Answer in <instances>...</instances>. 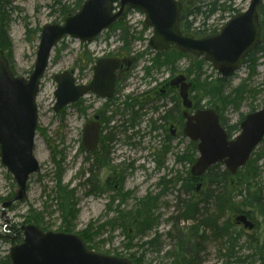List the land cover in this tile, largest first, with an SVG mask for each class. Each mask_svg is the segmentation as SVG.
<instances>
[{"label": "rangeland", "instance_id": "374dc122", "mask_svg": "<svg viewBox=\"0 0 264 264\" xmlns=\"http://www.w3.org/2000/svg\"><path fill=\"white\" fill-rule=\"evenodd\" d=\"M0 1L7 4L10 13L8 34L13 45V73L17 78L29 79L34 71L40 44V34L37 37V30L47 24L62 25L65 18L71 14L63 17L60 10L64 7L71 8L77 0ZM203 1L205 0H196L192 6ZM212 1L214 0H208ZM250 3L251 0L221 1L220 11L211 19L200 18L202 30L208 34L220 33L231 17L247 11ZM261 10H264V5L260 9L261 19L264 20ZM144 22L145 16L135 12H130L120 20L118 25L129 33L128 46L126 42L123 45L124 32L113 28L90 44H81L78 40L67 37L53 50L37 98L39 121L34 156L41 166V172L30 177L24 200L7 209H3V205L16 198L19 188L0 160V264H10L9 252L24 242L21 228L29 225L40 228L44 233H64L79 237L85 234L96 249L92 251L106 256L128 260L135 257L143 264H171V260L165 257L166 253L175 247L174 240L168 236L169 233L177 228L184 234L186 228L192 224L185 223L178 227L172 220L178 219V211L183 202L198 201L205 191L206 185L203 181L195 183L203 185L198 192L184 188L191 180V169L194 165L186 162L187 157L195 150L197 159L199 158L197 145L193 147L194 144L187 139L182 145L185 152L183 161L177 160L181 153L179 147L177 152L173 150L169 154L165 153L164 140L159 139L160 133L150 131V123L158 120L159 114L148 109L140 115L136 130L118 134L108 167L95 174L94 184L100 190L95 192L97 188L94 189L88 184L90 171L95 170L94 159H87L80 149L83 127L89 114H92L88 109L86 111L89 99L83 100L78 108L70 105L60 113L54 111L56 75L78 69L79 82L86 83L92 78L93 72H90V69L97 58L112 54L120 48L125 55L136 59L135 70L126 84L128 88L125 89L124 95L135 90H139V94L146 91L147 84L144 80L149 75L155 80L166 79L164 72L168 68V56L162 55L159 61L161 65L157 66V57L148 46L153 32L144 27ZM256 58L254 67L250 68L245 64L226 81L227 95L234 94L236 90L240 91L236 104L223 109L222 118L228 126H239L250 113L264 109V57L258 55ZM179 67L191 72L187 77L195 85L190 92L195 109L211 108L208 106L209 94L219 88L221 76L210 64L192 56L182 58ZM144 71L147 73L145 77ZM196 78L201 81L200 84L196 82ZM99 107L100 103L93 109L97 111ZM136 132L140 135L134 137ZM129 136L133 137L128 140ZM174 148L173 145L172 149ZM251 161L257 162L259 177L256 181L264 199V141L253 154ZM221 170H225V167L222 166ZM60 178L62 185L69 187L74 193L77 215L73 220L64 221L60 211L56 194ZM148 198L157 200V225L151 235L143 240L135 236L134 228L129 227L122 218ZM247 211L252 212L253 219L249 218L252 215H239L249 216V220L256 225L253 231L237 226L235 219L239 215L234 212L225 219L233 226V235H240V242L235 250L239 253L240 261L236 258L229 264H261L257 258L251 257L254 251L264 248V208ZM111 221L115 224L112 225ZM155 233L161 236L159 254L142 244ZM174 235L175 233H172V236ZM201 245L202 264L226 263H223L220 242L207 239Z\"/></svg>", "mask_w": 264, "mask_h": 264}, {"label": "water", "instance_id": "95a60500", "mask_svg": "<svg viewBox=\"0 0 264 264\" xmlns=\"http://www.w3.org/2000/svg\"><path fill=\"white\" fill-rule=\"evenodd\" d=\"M263 3L264 0H251L248 10L233 17L220 34L196 40L181 33L178 26L181 7L175 0H86L77 14L65 18L62 25L42 27L36 63L29 79L17 78L7 58L0 54V160L19 187L13 202L24 200L30 177L41 171L34 156L39 120L37 97L52 52L65 38L78 40L81 44L93 43L123 17L126 7L140 9L146 15L145 24L154 30L150 44L155 51L175 48L203 58L227 79L261 45L262 26L258 11ZM120 67L122 62L119 60L98 61L90 86L76 85L72 72L56 75L55 113H60L89 93L111 98L116 71ZM172 86L181 87L184 106L192 109L189 99L192 85L186 83V78L176 79ZM240 130L241 133L230 140L214 109L187 114L185 133L191 142L198 144L199 154L191 169L192 176L202 178L218 164L236 176L264 140V109L249 114L241 123ZM99 139L100 124L93 121L84 131L85 152H95ZM13 202L4 204L3 209L9 208ZM236 224L249 231L255 228L245 215L238 216ZM21 232L24 242L10 250V264H134L128 259L91 251L76 235L44 233L32 225L22 227Z\"/></svg>", "mask_w": 264, "mask_h": 264}, {"label": "trees", "instance_id": "16d2710c", "mask_svg": "<svg viewBox=\"0 0 264 264\" xmlns=\"http://www.w3.org/2000/svg\"><path fill=\"white\" fill-rule=\"evenodd\" d=\"M223 0H214L208 2L205 0L201 3L200 8L195 9L194 12H190L187 15V19L191 16H196L199 18H205L207 20L211 19L222 7L220 2ZM84 0H77L75 5L62 8L60 13L63 17L67 15H75L83 5ZM264 13V10H261ZM8 11L7 4L0 1V53L9 60L11 68L13 64V45L8 34ZM264 29V20H261ZM116 26V25H115ZM115 29H121L124 32L123 40L126 45H129V33L124 27L117 25ZM189 29V28H188ZM41 33V29L37 30V37ZM176 57H185L186 54L175 51ZM260 54L264 57V32L263 41L260 45L255 56L248 58L244 64H248L249 67L255 66L257 62L256 56ZM175 55L168 56L166 61L173 60ZM187 57L190 55H186ZM156 61L159 64L160 57H157ZM204 61V60H203ZM167 63V62H166ZM171 61V65H173ZM159 64L158 66H160ZM252 67V68H253ZM13 70V68H12ZM191 72L188 71L187 75L190 76ZM198 84L201 83L198 78H196ZM199 81V82H198ZM226 81L222 79L221 84L218 89L210 92L208 106L214 108L221 118V124L225 127L227 134L230 139L235 137L240 133L239 126H228V124L222 118L223 109L229 105H235L236 100L240 96V91L236 90L234 94L227 95L226 93ZM202 85V84H201ZM237 93V94H236ZM256 111H253L254 113ZM118 137L116 134L115 138ZM196 144L193 145L195 147ZM99 155L94 159L95 170H91V178L88 180V184L96 189L94 184L96 180L97 172L108 167V162L103 158V151L100 147L98 151ZM197 160V153L194 150L192 154L187 157L189 164L195 163ZM222 165H217L216 167L210 169L202 178L191 177L190 182H187L184 186L185 189L191 192H198V184L196 182H205V191L202 193L201 198L198 201L189 200L183 202L182 208L179 209V216L177 220H172L174 225L180 226L185 223H192L191 227L186 228L184 234L174 228L172 233H169V237L174 240L175 247L172 251L166 253V258L171 260V264H202L201 254L203 241L213 240L220 242L221 252L223 253V258L225 264L233 263L236 258L240 261L238 257L239 253L235 250L238 248V243L240 242V235H233V226L225 220L229 217L230 213L235 214H248L252 215V212H248L247 209L253 208H264V199L262 196L261 189L258 187L257 179L259 177L257 162L249 161L248 164L240 171L236 176H232L228 171L221 170ZM222 188V189H221ZM219 190V191H218ZM225 190V192H224ZM95 192L100 191L99 188L94 190ZM57 200L60 202V211L64 221L73 220L76 218L77 213L75 212V202L73 190H69V187L62 185L61 178L58 179L56 187ZM116 200V199H115ZM156 199L148 198L126 216L122 218L126 221L129 227L134 228L135 236L140 239H145L151 235L157 225L155 219V209L157 208ZM249 217V216H248ZM154 218V219H153ZM249 218L253 219V215ZM112 225L115 224L114 221L110 222ZM185 230V229H183ZM209 233V236H207ZM81 238L85 241L90 250H96L92 247L90 238L87 235L82 234ZM161 236L159 233H155L151 239L144 241L143 246L148 247L155 253H160L159 248ZM200 240V243L198 241ZM202 241V242H201ZM205 243V242H204ZM252 259L257 258L258 262L264 264V248H260V251H254ZM134 264H143V262L135 257L130 258Z\"/></svg>", "mask_w": 264, "mask_h": 264}, {"label": "flooded vegetation", "instance_id": "af4514ba", "mask_svg": "<svg viewBox=\"0 0 264 264\" xmlns=\"http://www.w3.org/2000/svg\"><path fill=\"white\" fill-rule=\"evenodd\" d=\"M195 1L196 0H175V2L181 7L180 14L178 17V26L181 33L183 34V36L190 37L196 40H201L206 37L217 35L218 33L208 34V32L203 31L199 17H196L194 15L191 16L189 19L186 18L188 13L194 12L195 9L200 8L201 5L200 3H198L195 6H192L193 3H195ZM130 12L138 13L142 16H145L146 18V15L142 10L126 7L124 11V15L120 20H122ZM260 18H261V14H260ZM120 20L117 23H115L110 29L115 28L120 22ZM144 25H145L144 27L147 28L148 31L150 30L154 34L153 28L148 27L145 24V22ZM152 36L148 41L149 47H151L150 41ZM123 42H124L123 45H125V41ZM259 48L260 46L252 53H250L246 57V59L243 60V62L241 63L242 66L245 65L244 62L248 58L256 55ZM175 51L179 52L175 48H171L168 51H164V52L154 51V53L156 57H161L164 54H167V56L175 55L176 54ZM182 58L184 59L185 57H176L175 55L173 60L166 61L167 62L166 65L168 66L167 71L164 72L167 77L166 79L160 78V80H155L153 77L149 75V77H147V79L144 80V82L147 84V90L140 94L138 93L139 90H135L124 95V93H126L125 89L128 88L126 84L135 70L136 59L130 58V56L125 55L121 48L113 52L112 54L104 55L101 56L100 58H97V60L90 69V72H93L92 78H90L86 83L81 84L79 82L77 76L79 73L78 69L72 71L76 81V85L90 86L94 78V69L98 61L104 59H115L122 62V67H120L116 71V83H115L113 96L111 98H101L95 93H89L85 97L81 98L78 102L71 104V106L78 108L79 104L83 103V100L89 99V106L87 105L86 111L88 109V112L89 113L92 112V114L91 115L89 114L88 120L86 121L83 127L82 142L80 146V149L87 156V159L88 158L96 159L97 156L99 155L98 151L101 147L103 151L102 156L104 160L107 162L109 160L110 162L111 161L110 156L114 152V145L117 142V138H118V137L115 138L116 134H119L121 132L127 133L129 131L136 130V128L138 127V122L140 120L139 119L140 115L145 113L149 109V111L158 112L159 114V119L156 121H152V123H150V131L152 130L153 132L160 133L159 139L164 140L163 147L165 153L169 154L173 150L177 152L179 147L181 153L179 156H177V160L178 161L185 160V152L182 150V145L188 139L185 133L187 114L193 115L199 109H195V106L192 102L193 107L191 110H188L184 106V102L181 97V87L172 86V83L176 79L181 77L186 78V83L192 85V87L189 90V97L191 90L195 86L193 82H190L188 80L186 70H183L182 68L179 67L181 65ZM92 61L93 60L91 59L90 62ZM171 61H173L174 63L173 65H171ZM143 74L144 77L147 76L146 71H144ZM161 76H164V74H161ZM158 81H161V83H158ZM98 103H100V107L97 109V111H95L93 107H95ZM38 114H39V109H38ZM93 121L100 124V139L95 152L87 153L83 149L84 131L86 126ZM138 135H140L139 132L133 134L134 137ZM133 136H129L128 140H130L131 137ZM173 145L175 147L174 149H172ZM15 203L13 202L12 205Z\"/></svg>", "mask_w": 264, "mask_h": 264}]
</instances>
